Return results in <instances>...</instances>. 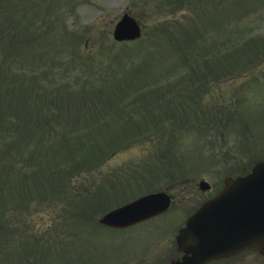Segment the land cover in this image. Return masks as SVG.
Returning a JSON list of instances; mask_svg holds the SVG:
<instances>
[{"label": "rangeland", "instance_id": "374dc122", "mask_svg": "<svg viewBox=\"0 0 264 264\" xmlns=\"http://www.w3.org/2000/svg\"><path fill=\"white\" fill-rule=\"evenodd\" d=\"M261 158L264 0H0V262L113 264L88 188L127 178L121 202Z\"/></svg>", "mask_w": 264, "mask_h": 264}, {"label": "flooded vegetation", "instance_id": "af4514ba", "mask_svg": "<svg viewBox=\"0 0 264 264\" xmlns=\"http://www.w3.org/2000/svg\"><path fill=\"white\" fill-rule=\"evenodd\" d=\"M164 172L160 168V179L163 183H165ZM121 173L125 176L128 172ZM246 173L247 171H240L225 175L221 182L209 181L204 176H198L196 179L186 177L177 182V177L173 176L172 181L167 182V185L160 183L158 189L146 190L121 202L110 201V198L120 189L126 190L125 187L131 184L127 178L117 180L115 183L117 187L114 189L109 188V185H112L111 181L104 184L101 188L104 189L103 193L96 188H88L90 191L87 195L98 205L96 212L109 206L106 211L108 212L138 197L160 192V211L147 218L125 227H112L103 224L97 218L100 226L110 230V241L116 242L115 248L110 246L113 264H182L187 261L192 256V252L190 247L184 243L185 237L182 236L181 231L186 227L188 218L223 189L227 178H236ZM166 175L172 174L167 172ZM164 200H168L166 206H164ZM227 246H229L228 243ZM231 259L239 264H264V250L260 248L241 249L232 254L213 256L198 264H232ZM0 263L4 264L2 259Z\"/></svg>", "mask_w": 264, "mask_h": 264}, {"label": "water", "instance_id": "95a60500", "mask_svg": "<svg viewBox=\"0 0 264 264\" xmlns=\"http://www.w3.org/2000/svg\"><path fill=\"white\" fill-rule=\"evenodd\" d=\"M139 35L140 29L135 19L124 13L114 26V39L130 40ZM231 199H234L233 207L230 205ZM159 210L160 193L149 194L108 212L103 216L102 222L125 226ZM226 211L232 213L233 220L229 222L231 230L235 232L238 229L240 234L233 242H229V250L210 249L208 244L219 242L218 236L226 232L222 224ZM231 230L229 229L230 237H233ZM191 235L195 238L190 237ZM186 237L189 243L192 239L194 245H199L198 252L206 256L217 252L228 253L244 247L264 248V160L256 163L251 172L243 177L227 178L221 192L189 217Z\"/></svg>", "mask_w": 264, "mask_h": 264}]
</instances>
